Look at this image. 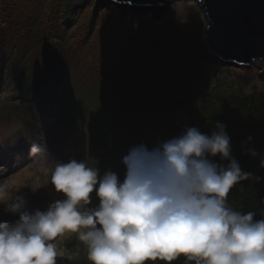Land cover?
I'll return each mask as SVG.
<instances>
[{
  "label": "trees",
  "instance_id": "16d2710c",
  "mask_svg": "<svg viewBox=\"0 0 264 264\" xmlns=\"http://www.w3.org/2000/svg\"><path fill=\"white\" fill-rule=\"evenodd\" d=\"M58 7L59 0H0V87L10 89L6 106L16 111L21 101L35 105L43 127L53 122L72 140L75 159L121 179L125 166L111 159L115 153L126 155L139 144L152 149L191 126L211 134L220 121L232 156L251 173L230 190L228 203L237 211L255 210L264 198V89L238 93L211 84L219 62L204 35L202 46L192 40L190 45L182 32L144 23L138 13L103 26L99 16L82 19L83 12L70 5L58 14ZM108 34L112 42L104 40ZM160 40L176 56L165 54L164 65ZM81 144L85 156L76 152ZM244 147L260 155L246 154ZM97 203L93 193L92 207ZM49 204L35 203L33 211ZM75 241L85 244L79 237ZM172 264H185V258Z\"/></svg>",
  "mask_w": 264,
  "mask_h": 264
},
{
  "label": "clouds",
  "instance_id": "9594fccd",
  "mask_svg": "<svg viewBox=\"0 0 264 264\" xmlns=\"http://www.w3.org/2000/svg\"><path fill=\"white\" fill-rule=\"evenodd\" d=\"M27 147L51 164V183L63 198L34 211L23 194L0 198L17 217L0 220V264H57L68 253L53 241L68 231L79 233L91 264H172L181 256L185 264H264V198L247 212L228 203L230 190L251 173L232 156L220 121L211 134L191 126L152 149L133 146L122 157L123 179L75 158L55 162L44 143ZM93 193L98 203L90 207Z\"/></svg>",
  "mask_w": 264,
  "mask_h": 264
},
{
  "label": "rangeland",
  "instance_id": "374dc122",
  "mask_svg": "<svg viewBox=\"0 0 264 264\" xmlns=\"http://www.w3.org/2000/svg\"><path fill=\"white\" fill-rule=\"evenodd\" d=\"M68 5L73 6V11H82V19L88 18V15H92L93 17L99 16L103 26L112 22L119 23L121 19H125L130 13H138L143 16L144 23H154L156 27L162 28L168 26L177 34L182 32L190 45L191 40L199 46H202L204 43L203 31L206 21L202 11L191 0L174 3L170 7L169 12L158 8L147 10L121 7L117 4H111L106 0H59L57 13H66ZM133 29L135 30V27ZM104 40H111L112 42L113 34L106 35ZM157 52H159V61L162 65L166 64L163 62L165 54L175 56L170 53L167 43H163L162 40L159 41ZM218 62L219 65L212 72V77L210 78L211 84H222L226 86V89L238 93H250L253 90L264 89L263 70L254 66L236 67L234 65H225L220 61ZM72 86L73 83L70 89ZM9 93V88L0 87V198L5 202H9L18 193L23 194L27 200L28 210L33 211L31 201L36 204L38 202L45 204L49 200L51 203L53 185L49 177L51 164L31 156L27 145L29 143L46 144L51 159L59 162V159L56 160L57 155L52 153L55 150L57 152L61 148L62 143L64 145L65 143L61 139H59L61 142L57 140H53L52 143L49 142L50 138L57 137L56 133H54L53 124L48 122L44 127L41 125L40 113L35 105L21 101L17 104L16 111L7 107L4 101L7 99ZM18 141H22L20 145ZM54 147L55 149H53ZM64 150L65 156H61L65 157V160L62 159V162H67L71 159V149L69 147L68 155L67 148H64ZM76 152L84 155L82 144L77 147ZM6 153L7 156H5ZM7 157L10 158L8 164L3 162ZM96 201H98L97 198ZM16 218L13 214L6 213L4 205L0 204V220L14 221ZM74 234V232L70 231L65 232L58 236L57 243L61 241L60 246H62L67 242H73L71 237Z\"/></svg>",
  "mask_w": 264,
  "mask_h": 264
},
{
  "label": "water",
  "instance_id": "95a60500",
  "mask_svg": "<svg viewBox=\"0 0 264 264\" xmlns=\"http://www.w3.org/2000/svg\"><path fill=\"white\" fill-rule=\"evenodd\" d=\"M121 7L170 11L183 0H106ZM205 18L207 49L218 61L264 71V0H191ZM67 146V144H66Z\"/></svg>",
  "mask_w": 264,
  "mask_h": 264
},
{
  "label": "bare ground",
  "instance_id": "6f19581e",
  "mask_svg": "<svg viewBox=\"0 0 264 264\" xmlns=\"http://www.w3.org/2000/svg\"><path fill=\"white\" fill-rule=\"evenodd\" d=\"M159 9V8H158ZM173 9V8H172ZM50 135V134H49ZM49 135H48V138H49ZM53 136V135H52ZM48 138H47V141H48ZM53 140H57V141H59V142H61L60 140H59V138H57V137H55V138H50V140H49V142L50 143H52V141ZM21 142L22 141H18V143H19V145L21 144ZM13 150H14V148L13 147H11ZM64 148H66L65 147V145L62 143V146H61V148L56 152V150L55 151H53V153L52 154H54V155H57V159L56 160H58L59 159V162H62V159H64L65 160V157L63 158L62 156L64 155V152H65V150H64ZM53 149H55V147L53 148ZM62 155V156H61ZM5 156H7V153L5 154ZM65 156V155H64ZM13 157H14V155H13ZM9 157H7L6 159H4L3 160V162L4 163H6V164H8L9 163ZM12 164V163H11Z\"/></svg>",
  "mask_w": 264,
  "mask_h": 264
}]
</instances>
